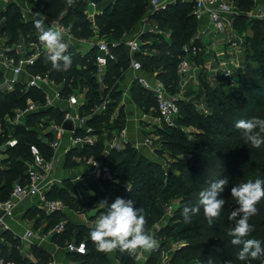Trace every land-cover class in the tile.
Instances as JSON below:
<instances>
[{
	"label": "rangeland",
	"instance_id": "374dc122",
	"mask_svg": "<svg viewBox=\"0 0 264 264\" xmlns=\"http://www.w3.org/2000/svg\"><path fill=\"white\" fill-rule=\"evenodd\" d=\"M125 1L73 0V3L64 7L60 14L45 11L44 7L47 5L43 3L41 7H36L32 12L41 14L40 18L44 20L46 30L51 27L53 22L62 19H65L67 27H75V29L73 28L75 32L72 31L73 43L66 42V44L77 56L86 54L88 50V45L85 44L87 40L80 38L81 33L92 31L94 33L92 38H96L97 34L94 32L98 33L97 29L94 30V25L97 23L96 18L103 17L104 11L111 13L118 4H124ZM244 2L240 11L245 20L237 25L234 24V33L242 39L241 46L245 50V56L242 58L246 63H250L256 72L264 74V18L261 16L264 0H244ZM94 3L97 5L96 8L91 7ZM28 9L29 5L26 0H0V15L6 18L16 17L15 37L13 34L3 33L0 25V45L6 43L5 45L11 46L21 55L25 54L26 49H34L33 53L44 57L48 55V52L42 43H35L32 46L27 42L33 37L39 38V32L32 31L27 39L23 36L25 29L21 25L30 20L34 21L33 15L23 17L22 13ZM148 15L151 14L147 9L139 12L135 30L149 19ZM4 22L5 19L1 24L3 25ZM150 26H157L159 32H148L143 36L141 39L142 50L148 58L162 57L165 63L172 55L168 49L169 43H171V32L155 20L150 23ZM135 30L126 33L125 36L134 33ZM256 34L262 39L259 45L260 53L255 52L253 48V39L255 40ZM98 38L108 42L112 41L109 36H98ZM173 63L176 66V62L173 61ZM203 63H201L199 84L203 86L204 91L198 82L196 83L192 79L184 87L178 85L172 93L174 96L178 95L180 103L184 105L192 103L191 105L195 109L194 118L188 114L187 116L181 114V120L188 117V122L194 120L199 127H203L208 122L207 118L214 116L213 111L219 113H233L234 111L226 99L227 95L232 92V88H227L223 83H214L211 88L207 87V84H205L206 86L203 84L207 81V69ZM162 69L148 70L145 74L153 79ZM73 70L76 72L73 76L76 81L75 90L81 93L79 100L82 107L88 109V111H81V115L88 118V121H95L91 126L90 134L93 145L100 149L99 152L86 158H79L73 152L70 153L73 151L72 148L66 155L64 154L65 148L62 153L59 152L57 155L43 151L46 162L54 165V171L49 180L50 193L53 196L69 195L74 199L75 208H69L66 220L72 227L85 234L95 226L98 216L106 211L100 207V201L107 199L110 204L116 199L114 195L119 197L123 195L130 197L127 198L128 200L137 201L139 208L144 210L147 221L145 230L158 243V248L153 250L159 251L156 264H169L173 251L181 244L175 239L177 228L184 227L183 224L169 223L175 211L180 207L183 197L180 186L186 182L183 188L185 191L196 186L191 182L199 176L194 163H197L196 159L210 147L211 142L206 141L207 137H211L215 141V139H221L219 133L204 129L202 132L182 123H179V126L177 125L175 128H166L163 130L164 132L159 131L154 124V118L157 115L156 105L154 108H150L149 104L141 99L139 95L141 87L133 82V76L127 66L120 71L119 77L110 85L105 84L104 78L97 73L89 74L87 68L83 69L81 66L75 65ZM239 85L246 88L245 90L252 87L251 82L246 79H241ZM253 89L258 90L257 88ZM205 91H207V105L204 104L206 100L203 95L199 97V94H203ZM187 108L190 109L191 106L187 105ZM4 119V117L0 119V124L3 125ZM230 129H232L231 125L226 128L227 131ZM45 131L46 128L41 126L35 133L34 140H29V143L36 145L35 141L41 142ZM22 142V138H19L18 143ZM76 151L77 153L81 152ZM112 152L124 153L123 159L110 160ZM13 157L9 155L7 158L10 164L15 161ZM89 159L103 162L110 168L112 178L105 179V176L99 171L96 172L87 165ZM242 165L240 159L237 165L239 172ZM179 192L181 193L179 194ZM159 210L163 216L155 224H152L150 216L154 213L153 217H155ZM41 225L39 223L37 227L40 228ZM168 227L173 229V232L166 235L164 232ZM73 236L74 234L72 239ZM153 251L138 250L135 256H130L117 249L111 252H102V255L108 259L109 264H146ZM181 264L193 263L185 260Z\"/></svg>",
	"mask_w": 264,
	"mask_h": 264
},
{
	"label": "trees",
	"instance_id": "16d2710c",
	"mask_svg": "<svg viewBox=\"0 0 264 264\" xmlns=\"http://www.w3.org/2000/svg\"><path fill=\"white\" fill-rule=\"evenodd\" d=\"M149 1L150 0H126L124 4H118L111 13L104 11L102 15L103 17L96 18L97 23L94 27L98 30L99 37L109 36L114 43L118 44L115 48L111 49L116 61L108 63L106 74L104 76L105 84H112L119 77L120 71L126 66L129 67V59L123 44V39L126 33L135 30L136 19L139 12L147 9ZM232 1L239 11L240 7L245 3L244 0ZM43 3L47 5L44 7L45 11L54 12L55 14H60L64 7L70 5L68 0H44L37 7H41ZM181 12L183 13L180 14ZM191 12L192 5L177 2L176 5L169 6L165 11L155 14L153 17L157 23L159 22L164 28H168L171 32V43H169L170 45L168 46V49L172 55L167 59V62L164 63L162 57L155 56L148 58L142 54L136 55V59L142 64L144 72L152 69L160 70L163 68L162 71L157 74L156 79L161 81L170 93H174L173 91L179 85L177 66L182 57V48L192 40L197 31V23L192 17ZM170 13H172V15H170ZM3 19H5V22L2 25V32L13 34L15 37L14 24L16 23V17L12 16L6 18L3 15H0V24ZM64 20L65 19H62V22L65 24L66 22ZM243 20H245V17L240 15L235 19L234 24L237 25V23H241ZM21 27L25 29L23 36L26 39L32 31L36 30L33 20L22 24ZM73 28L75 29V27ZM73 28L71 26L72 31L75 32ZM92 37H94L92 31H89L88 33L82 32L80 35V38L84 40H89ZM261 41L262 39L256 34L255 40L253 39V48L257 53H260L259 45ZM27 42L32 45L35 43H41L37 37H33L31 40H27ZM94 52V50H89L84 55L76 56L73 54L72 48L68 47V54L72 57V65L69 70L57 71L52 67L51 62L46 59V55L44 57H39L35 67L30 71L32 74L48 75L57 85H63L62 94L67 95L71 93L72 90L76 89V81L73 79V76L76 74L73 70L75 65H79L83 69L87 68L89 74L96 73ZM200 60H197V62L202 63V60ZM173 61L176 62V66ZM241 79H246L251 82L252 87L250 86L247 88L248 90H245L246 88L239 85ZM203 84H207V87L209 86L210 88L213 86V84L209 85L207 81ZM199 85L201 86V84ZM237 86L232 88V92L226 97L230 106L234 110L233 113H219L213 111L214 116L207 118L208 122L203 127H199L194 120L188 122V117L181 120V114L184 116H187L188 114L190 117L194 118L195 109L191 105L192 103L187 104L191 106L190 109L187 108V105L180 102L178 103L180 109V118L177 123L178 126L179 123H182L185 126L195 127L202 132L203 129L206 131L213 130V132L218 131L221 139H215L214 141L211 137H207L206 141H210L211 145L205 150L203 155L196 159L197 163H194V167L197 169L199 176L191 182L195 183L196 186L186 191L183 190L186 182L180 186L181 191L183 192V197L180 202V207L175 211L169 223L184 225V227L177 228V233L175 235V239L182 244L173 253L169 264H181V262L185 260H188L193 264H226L227 261H232L233 264H262V262H264V257L257 260H238L236 257L241 246L231 245V238L228 236V232L235 226V221H230L228 216L234 208L238 207L235 199L231 196V188L234 185H239L249 180L254 181L257 178L264 179V146L260 148L250 147L245 143L242 134L235 128L236 121L240 119H247L252 116H260L264 118V74L256 72L252 65L247 63L245 70L239 73V82ZM201 88L202 90L204 89L203 86H201ZM253 88H257L258 90H254ZM206 93L207 91L203 94H199V97L203 95V98L206 100L204 104L207 105ZM139 95L144 102L149 104L150 108L155 107L156 104L153 97L144 89L140 88ZM28 99L41 101L43 96L36 90L24 93L21 85H18L12 92H6L3 94L0 98V119L9 114L12 109L23 108ZM185 108H187V111H185ZM80 111H88V109L81 107ZM42 117H50L57 124H60L63 121L64 114L55 110H46L34 115L32 119L36 120ZM94 122L95 121L89 120L87 124L91 128V126L94 125ZM31 123L34 122L30 121V125ZM230 125L232 126V129L227 131L226 128ZM164 129H159V131L164 132ZM34 135L35 133L33 132H27L19 128L16 129L14 136L18 139L22 138L23 142L19 143L17 149L8 152V155H12L14 156L13 158H15L13 164H10L8 160L3 162L7 169L0 170V191L3 190V188L8 191L11 184L23 176L25 171L23 162L29 159L27 149L30 145L29 140H34ZM35 143L39 147L43 146L39 141H35ZM99 149V147L93 145L85 147L80 153H77L76 150L70 151V153L73 152L79 158H86L99 152ZM123 155L124 153L112 152L109 159L118 161L123 159ZM240 159L243 165L239 172L237 165L238 162H240ZM131 175L134 177L132 173ZM225 176L229 178V183L224 192L221 193V198L225 199L226 203L221 211L220 217L215 219L212 225L209 226L204 217L203 209H201L199 214L191 217L189 223H185L181 215L183 208L185 206L195 205L198 201L200 191L208 187L209 183L213 180L222 179ZM180 193L181 192H179V194ZM117 197L119 196L114 195V198ZM120 197L126 200H128L127 198H130L124 197L123 195ZM48 199L62 200L68 208H75L74 199L69 195L59 194L53 196L49 193ZM133 201L135 207L139 208L138 202L135 200ZM258 208L260 210L259 214L251 217L249 221L250 224L254 225L255 230L247 238H255L264 241V201H261V203L258 204ZM157 213L158 214L155 215V217H153L154 213L150 216L152 224H155L163 216L160 210L157 211ZM31 217H37L36 227L39 223H46V230L51 229L60 220H66V216L61 213H56L47 217L40 212H33ZM90 231L85 234L83 231L72 227L68 222L65 233L55 239L60 245H64L72 239V235L74 234L73 238L78 241H87L89 248L87 260L89 264H109L108 259L102 255V252L97 250L96 245L90 240ZM172 232L173 229L168 227L165 229L164 234L169 235L172 234ZM6 240L11 243L13 248L15 247V243L8 236L6 237ZM158 253L159 251H153L146 264H156ZM32 254L41 263L46 264L50 261L49 255L43 251L33 250ZM6 258L16 261L17 264H30L27 260H23L17 254V251H12L9 255H6Z\"/></svg>",
	"mask_w": 264,
	"mask_h": 264
},
{
	"label": "built area",
	"instance_id": "2783aa9c",
	"mask_svg": "<svg viewBox=\"0 0 264 264\" xmlns=\"http://www.w3.org/2000/svg\"><path fill=\"white\" fill-rule=\"evenodd\" d=\"M42 1L44 0H26L29 9L22 13L23 17L33 15L32 10ZM177 2L192 5L191 15L197 23L196 34L182 48V57L177 66L180 86L184 87L192 79L199 84L202 64L197 60L200 59L207 69V83L212 85L220 81L227 88L238 85L239 73L245 70L247 64L242 58L245 56V50L241 46L242 39L234 33V22L241 12L232 0H150L147 6V11L151 14L148 15L149 19L134 33L125 36L123 44L127 51L133 82L149 93L155 101L157 115L154 124L161 130L177 127L180 118L178 106L180 98L178 95H172L161 81L156 78L150 79L145 74L142 64L136 59V55L147 56L142 50L141 39L148 32H159L157 26H150V23L154 22V15L176 5ZM96 6L95 3L91 5L93 8ZM261 14L264 18V9ZM50 28L62 33L63 42L73 43L72 29L62 20L53 22ZM94 32L97 37L85 41V44L89 45L88 51H95L96 73L104 78L108 63L116 61L111 49L118 44L99 39L98 33ZM33 51L34 49H26L25 54L21 55L5 43L0 45V98L6 92H12L18 85L23 87L24 93L36 90L43 96L41 101L33 102L28 99L23 108L12 109L4 116L3 125L0 124V170L7 169L3 162L7 160L8 152L19 146L18 138L14 136L16 129L36 133L41 126L46 128L40 142L43 146L31 144L28 146L29 159L23 162L25 167L23 176L14 181L8 191L4 188L0 191V264H17L16 261L6 258L12 251H17V254L30 264H45L34 257L33 250L43 251L49 255L50 261L46 264H89L86 240L78 241L73 238L60 245L55 239L65 233L67 220L62 219L51 229L46 230V223L36 228L37 217H31L33 212H40L49 217L56 213L64 214L68 209L62 200L48 199L49 180L54 165L46 162L43 151L57 155L65 148L66 155L71 148L82 151L85 147L93 146L90 134L92 129L87 124L88 118L83 117L80 111L81 93L72 90L71 93L63 95V85H57L48 75L32 74L30 70L35 67L40 57ZM46 110L63 113V121L57 124L50 117L32 119L34 115ZM65 120H72L73 132L62 129ZM30 121L34 123L30 125ZM87 165L96 172L99 171L105 179L112 178L110 168L103 162L89 159ZM7 236L15 243L14 248L6 240ZM46 243H50L54 250L49 251ZM56 252L65 253L69 260L57 261Z\"/></svg>",
	"mask_w": 264,
	"mask_h": 264
},
{
	"label": "clouds",
	"instance_id": "9594fccd",
	"mask_svg": "<svg viewBox=\"0 0 264 264\" xmlns=\"http://www.w3.org/2000/svg\"><path fill=\"white\" fill-rule=\"evenodd\" d=\"M68 3L71 5L73 0H68ZM33 17L34 27L40 34L39 40L48 52L46 59L57 71L69 70L72 57L68 54V45L63 42L62 33L51 28L46 30L40 13H34ZM235 128L250 147L264 146V118L252 116L240 119L236 121ZM228 183L227 176L210 182L208 187L199 192L195 205L183 208L181 215L184 222L189 223L191 217L203 209L204 217L211 226L213 221L220 217L226 203L225 199L221 198V193ZM231 196L238 205L228 216L230 221H235V226L228 232L230 243L233 246H241L236 258L240 261L261 259L264 257V241L247 237L255 230L249 221L251 217L259 214L258 204L264 201V179L257 178L234 185L231 188ZM99 205L106 211L98 216L90 231V238L98 251L111 252L118 249L135 256L138 250L150 252L158 248L156 239L145 230L147 221L143 208L135 207L133 200L117 197L110 204L104 199ZM226 264L233 262L227 261Z\"/></svg>",
	"mask_w": 264,
	"mask_h": 264
},
{
	"label": "crops",
	"instance_id": "0c3cea01",
	"mask_svg": "<svg viewBox=\"0 0 264 264\" xmlns=\"http://www.w3.org/2000/svg\"><path fill=\"white\" fill-rule=\"evenodd\" d=\"M1 26H2V24H0ZM0 31H1V28H0ZM1 40V39H0ZM6 44V43H5ZM7 46V45H6ZM219 46V45H218ZM9 47V46H8ZM88 47V49H89V45L87 46ZM87 52H88V50H87ZM86 52V53H87ZM84 55V54H83ZM69 209V208H68ZM67 209V211L64 213V215L66 216L67 214H68V211H70V210H68ZM35 227H36V223H35ZM36 228H38V227H36ZM182 244V243H181ZM181 244L180 245H178L176 248H175V250L173 251V253L181 246ZM46 248L49 250V251H53L54 249L52 248V245L50 244V243H46ZM173 253H172V255L171 256H173ZM170 256V257H171ZM56 259H57V261H59V262H67L68 260H69V257H68V255H66L65 253H63V252H56Z\"/></svg>",
	"mask_w": 264,
	"mask_h": 264
},
{
	"label": "water",
	"instance_id": "95a60500",
	"mask_svg": "<svg viewBox=\"0 0 264 264\" xmlns=\"http://www.w3.org/2000/svg\"><path fill=\"white\" fill-rule=\"evenodd\" d=\"M62 129L66 132H73L74 131V126L72 120H65L62 123Z\"/></svg>",
	"mask_w": 264,
	"mask_h": 264
}]
</instances>
